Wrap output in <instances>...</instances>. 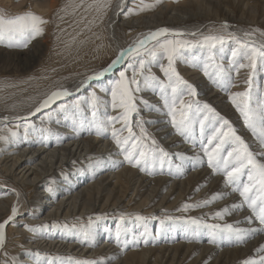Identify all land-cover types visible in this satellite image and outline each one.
I'll list each match as a JSON object with an SVG mask.
<instances>
[{
	"label": "bare ground",
	"instance_id": "obj_1",
	"mask_svg": "<svg viewBox=\"0 0 264 264\" xmlns=\"http://www.w3.org/2000/svg\"><path fill=\"white\" fill-rule=\"evenodd\" d=\"M22 1L24 0L17 3ZM15 2L16 0H0V7L13 13L12 8L17 4ZM112 2L114 4H111L110 14L108 13L107 31L113 37L115 55L120 49L127 48L140 34L159 28L191 33L200 28L204 30L203 28L212 23L227 21L230 26L228 30L242 37L245 32L242 22L246 25L264 24V0H185L178 3L179 5L167 1L156 3V0H147L141 3L142 7L154 5V10L150 7L134 12L138 14H127L129 9H136L133 8L135 2L131 0H126L123 12L118 8L120 0ZM88 3H91V0L85 1L86 5ZM33 6L37 9L36 3ZM43 11L38 10L41 13ZM67 12L71 14V8ZM74 16L73 19L66 18L65 30L78 29L79 26V32L84 34L88 28L94 31L96 26L98 27L97 20L100 17L92 10L85 12L80 8ZM90 21L93 23H89ZM63 35V31H60V38ZM71 38L67 37L64 43L59 45L62 53L68 51L65 45L71 42ZM255 39L264 40L258 35ZM124 40L127 45L123 44ZM43 43L44 40L40 38L34 40L27 51L40 50ZM75 51L76 47L69 50L66 61L73 57ZM198 52L199 49L194 50V54L199 55ZM225 53V50H222V54ZM191 55L190 52L185 53L188 60L192 58ZM127 63V60L121 61L114 71L79 89L80 82L93 73L80 76L68 74L66 81H58L51 90L47 87L41 89L37 83L35 93V81H40V78H27L25 82L17 85L7 84V87L12 89L0 95V102L5 100L8 105L18 103L20 96H28L26 99L32 102L24 109H7L0 103V135L9 137L7 141L0 140V222L11 215L13 205L18 206L14 222L6 225L7 240L4 249L0 250V264L12 258H15L18 264H77L76 259L90 260L99 255L100 260L96 262L100 264H241L248 258L259 260L260 254L256 250L264 245V233L257 234L245 243L223 239L217 245L208 242V232L205 236L202 235L201 230L205 231L204 225L207 224L239 222V227L249 226L244 222L250 214L246 207L244 210L225 215L222 220L214 218L216 211L240 201L238 193H232L206 207L181 210L186 203L196 204L210 199L215 193L231 190L224 187L223 177L213 175L207 166L199 130L195 133L194 144L185 142L175 134L157 91L145 89L137 95L160 111L148 110L140 99L141 112L132 117L131 124H134L133 127L139 132L137 120L152 121L144 125L151 136L169 153L184 154L186 158L181 159L178 155H173L171 166L165 162L163 169L160 166L151 169V175L124 161L123 154L111 138V128L103 135H97L93 127L78 126L70 119L66 120L63 114L55 113L58 104L66 100L58 101L51 109L45 110L54 113L51 121L42 122L43 112L28 116L46 94L56 88H67L73 95H84L87 89L88 93L95 91L103 101L99 106L98 118L106 120L107 115H118V110L111 108L110 93L101 89L110 88L112 82L118 78L119 71L127 67ZM196 68L181 62L177 64V70L195 87L197 96L225 117L260 158L259 145L243 124L229 99V93L224 94L220 88L211 85L200 67ZM247 69L242 68L237 74L233 67L232 74L236 77L234 84L237 86L233 87L231 92L246 88L248 84L245 81L249 76ZM151 71L164 79L160 68L155 69L152 66ZM262 73L260 76L257 74V77H262ZM127 74L131 75L130 69ZM237 78L240 81H237ZM100 92L102 94L99 95ZM70 97L65 99L69 100ZM4 117L8 119L5 120ZM17 117H27V122L36 126V131L29 130L27 137L21 135L20 130L23 127L17 125H23L25 121L16 119ZM115 127L119 129L122 125L117 123ZM41 128L49 129L51 134L41 133ZM9 129L16 131L17 137H10ZM208 133H211V130L206 135ZM127 134V131L123 132L124 136ZM204 143H207L206 139ZM196 156L202 159L199 162L192 159ZM77 162L79 165H75ZM81 165L85 167H80ZM176 165H181L179 172ZM243 179L246 180V176ZM49 188L52 189L51 192L48 191ZM110 211L122 212L128 219L100 218L91 223L88 220L94 236L92 244L87 242L81 230L85 226L79 227L78 231L69 225V222H72L70 220L76 217H92L94 214ZM170 213L174 215L166 220L160 219ZM137 215L149 219L137 220ZM192 217L200 219L201 224H188L187 220ZM62 222L67 223V226L60 224ZM24 225L36 228V232L28 231ZM41 225L44 227L41 228ZM118 226L122 232L126 229L120 244L115 240ZM173 227L178 228V231H174ZM191 235L203 238L205 243L192 242L189 238ZM35 253L39 255H34Z\"/></svg>",
	"mask_w": 264,
	"mask_h": 264
},
{
	"label": "snow or ice",
	"instance_id": "obj_2",
	"mask_svg": "<svg viewBox=\"0 0 264 264\" xmlns=\"http://www.w3.org/2000/svg\"><path fill=\"white\" fill-rule=\"evenodd\" d=\"M161 0H156L160 3ZM112 0H91V3L85 4V0H69V3L61 9L67 12L71 8V14H75L80 8L85 12L92 10L102 19L111 7ZM126 0H120L118 8L121 12L124 11ZM154 5H143L139 10L153 7ZM127 14L134 13L129 9ZM64 19L63 16L60 17ZM83 19V18H82ZM48 20L31 11H26L22 14L9 16L0 11V42H7L8 46L27 47L28 44L38 36L43 35L45 25ZM89 23H93L90 21ZM229 24L227 21L220 25L219 30L209 31L207 34L202 32L184 33L173 31L168 28H159L155 31L142 33L127 47L118 51L115 59L103 69L96 71L90 76H87L80 82L79 87H85L93 80H100L105 74L116 69L121 61L127 60V67L119 71V76L115 79L110 88H102V91L109 92L111 96V108L114 111L118 110V115H109L106 120H100L97 116L99 106L103 103L95 91H92L89 97L84 98L91 108L92 120L90 125L95 129L97 135H103L111 128V138L117 145L118 149L123 154L124 161L133 167L140 168L141 171L153 174L151 168H154L159 163L163 169L165 162L171 166V156L178 155L179 158L185 159L184 154H171L163 146H161L155 138L144 127L145 123L152 121L137 120L136 126L139 128L137 135L130 126L131 117L133 114L139 115L137 106V93L151 89L158 90V95L162 101L163 108L166 109V114L170 118L169 123L175 134L182 137L185 142L195 143V133L199 129L202 152L207 157V166L212 170L213 175H221L225 188L230 189V192H218L213 194L210 199H206L196 204H184L182 211H188L191 208L206 207L208 204L224 199L232 193H238L240 201L214 213V218L223 219L225 215L235 211L244 210L245 207L249 211V215L245 218V223L249 226L246 228L239 227L237 224L219 223L204 225L208 229L209 243H216L218 240L228 239L236 243H245L247 240L254 238L257 234L264 233V100L253 101L250 94L251 76L245 81L249 85L244 91L231 92L230 89L237 85L233 82L231 75L233 67L239 74L242 68L255 69L257 64L264 65V40L257 41L255 34L259 33L260 37H264V31L260 29H252L245 31L243 36H238L234 32L228 31ZM61 31H64L61 29ZM188 35L196 37V39H183L181 37ZM226 40L234 41L237 44L232 52L233 60L229 67L216 61V51L218 45H223ZM85 41H80L83 44ZM77 43L76 37L71 38V42L65 45L66 48H71ZM193 47H201L207 50V56L204 58L202 71L203 74L222 91L229 93V99L236 111L242 118L243 124L251 133L255 142L260 148V158L254 152L250 145L237 134V130L232 124L218 113L211 105L206 102H201L195 99L197 92L195 87L185 80L176 68L178 60L187 62L185 53ZM241 59H246L247 64L240 63L237 56ZM167 63H163L164 60ZM157 64L160 71L163 73L164 79L158 77L151 71V65ZM193 66H199V58L193 62ZM131 70V75L127 73ZM211 69V70H210ZM73 93L67 88H56L38 103L34 111L29 112L28 116H34L37 113H44L41 117L43 121H51L54 113L45 111L51 109L58 101H63L65 98L72 96ZM188 96L189 99H185ZM81 99H76L69 103H59L55 109V113L63 114L64 118L69 119V113L72 112L73 117L75 112L79 111ZM141 102L148 110L160 111L159 108L149 105L148 101L141 98ZM5 120L8 117H4ZM16 119L24 120L23 125L17 127L24 128L25 137L29 130L36 131V126L27 122V117H17ZM59 122V120H57ZM121 123L122 127L117 129L115 125ZM211 130V135L206 133ZM127 131V136L123 132ZM10 137H17L18 133L9 129ZM41 133H50L49 129L41 128ZM47 139V136L44 137ZM8 136L0 135V140L7 141ZM207 141L205 144L204 141ZM228 145V148H225ZM192 159L199 162L202 157L196 156ZM179 172L181 165H176ZM246 176V180L243 179ZM198 190V189H197ZM52 191L51 188L48 189ZM19 196V193H17ZM18 214V206L13 205L11 215L0 222V250H3L6 245V225L14 222ZM101 217H97L100 219ZM121 220L124 215H121ZM137 220H147L148 217L136 216ZM91 220V218H89ZM187 223L190 225L201 224V220L195 217L189 218ZM253 224L258 225L252 227ZM24 227L35 233L36 228L29 225ZM41 228L44 225L40 226ZM82 232L89 244H92L94 236H92L91 226L82 227ZM126 233L118 226L115 232V240L117 244L121 243L122 235ZM147 229H145V234ZM259 260L254 261L248 258L241 264H264V245H261L257 250ZM34 255H39L35 253ZM4 264H18L15 258L6 260ZM77 264H100L96 261H78Z\"/></svg>",
	"mask_w": 264,
	"mask_h": 264
},
{
	"label": "rangeland",
	"instance_id": "obj_3",
	"mask_svg": "<svg viewBox=\"0 0 264 264\" xmlns=\"http://www.w3.org/2000/svg\"><path fill=\"white\" fill-rule=\"evenodd\" d=\"M18 1L19 0H16L15 3H17ZM131 1L135 2L133 5V8L135 7L136 9H134L133 12H138V11H140L138 9H140L142 7L141 3L146 2L147 0H131ZM161 1H164V2L167 1V2H171V3L173 2L174 5H177L178 3L180 4V2H185V0H161ZM29 2H31V3H29ZM76 2H78V0H76ZM35 3L37 6L36 7L37 9H34L33 5ZM68 3H69V0H24L22 2L17 3L12 8L13 13H11L10 10L7 8L0 7V11L8 14L9 16H14L17 14H22L26 11L33 10V13L38 14V15L42 16L44 19L49 21V23L44 26L45 31H44L43 35L38 36L35 39H33L32 42H30L27 47L8 46L7 42H0V95L5 93L8 89H10V90L12 89L10 87H7V84L17 85L20 82H22V83L25 82L27 78L32 79V78H36V77L40 78V81H38V80L35 81L33 93H35V91H36V84L37 83H39V88L42 89V88L47 87L51 90L58 81L59 82L60 81H62V82L66 81V79H68V77H69L68 76L66 78V76L68 74L69 75L71 74V76H77V75L80 76L81 74L82 75L88 74L90 72L94 73L96 71L103 69L104 67H107L111 63L110 61H112L113 58L116 57L115 46L113 45L114 44L113 37H112L111 33H109V31H107V22H108L109 14H110L109 10L111 8L108 9L106 15H103L102 19L99 18L97 20L98 27L96 26L94 31L92 28H88L87 33L82 34L79 32V26H78V29L70 28V29L65 30L67 28V25L65 22L66 18H68V17L70 19L75 18V16L73 14H70L69 12L61 11V9H63ZM112 4H114V2H112ZM39 9H42L44 11L42 13L38 12ZM151 9L154 10L153 7H151ZM61 16L64 17L63 20L60 19ZM221 24L222 23H220V22H215V23H212L210 26L203 28L204 30H202V28H200L199 30H197L195 32H202L204 34H207L210 30L211 31L219 30ZM241 25L243 26L244 31H251L252 29H260L261 31H264V24L263 23H259L258 25H248V24L246 25L245 22H242ZM61 29L65 30V31H63V34H64L63 37L60 38ZM230 32H232V31H230ZM256 35L259 36V33H256L255 36ZM67 37H76L77 43L75 45H73L71 48H67L68 51L62 53L60 51L59 45H62ZM39 38L44 40L43 46L40 48V50H36L35 52L30 51V50L27 51L28 47H30L33 44L34 40L37 41ZM181 38H183V39H196V37H191L188 35H185ZM262 38H264V37H262ZM80 41H85V42L83 44H81ZM99 42H101V43H99ZM123 44L127 45L126 40L123 41ZM79 45L80 46L82 45V47L80 48ZM75 47H76V51L74 52L75 54L73 55V57L70 60L66 61V57L69 53V50H71ZM237 47H238L237 44L231 40H226L222 46L218 45L217 46L218 50L216 51V61L218 63L223 64L226 68L229 67L231 64V61L233 60V57H232L233 51L232 50L234 48H237ZM196 49H199V52H198L199 55L197 53L194 54V50H196ZM24 50H26V51H24ZM222 50H225V52L226 53L228 52V53L227 54L225 53L223 55ZM186 52L192 53V55H191L192 58L190 60L187 59V62L178 60L176 63V68H177V64L181 62V63H184L188 66L193 67V68L200 67L199 69L202 70L204 58L207 56V50L204 48H201V47H193V48L187 50ZM196 58H199V66L194 67L193 62ZM236 59L239 60L240 63L247 64V60L241 59L239 57V55L237 56ZM227 61H229V63ZM163 63L166 64L167 60L165 59L163 61ZM226 63H228V65H226ZM152 66L155 69L159 68V66L155 63L153 65H151V68H152ZM82 69H83V72H82ZM92 71H94V72H92ZM260 71H262L263 73ZM153 73H155V72H153ZM202 73H203V71H202ZM261 73H262V77H260V78L257 77V74L260 76ZM231 75L233 77V82H235L236 77L232 73H231ZM248 75L251 76L250 94L253 97V101L255 102L256 100H264V79H263L264 78V65L258 63L254 70L249 69ZM249 76H248V79H249ZM158 77H160V76H158ZM236 80L240 81L239 78H237ZM210 84L214 85L211 81H210ZM248 87H249V85L246 86V88H248ZM217 88H219V87H217ZM246 88H243V89L245 90ZM243 89H242V91H244ZM88 91H89V89H87V91H86L87 93H85L84 95H78V93H76V94L72 95L69 98V100L65 99L66 101L63 103H69L70 104L72 101H74L76 99H81L82 102L80 104L79 111L75 112L74 117L72 115V112H70L69 113V119L78 126L84 125L85 127H91L92 128V126L90 125V121L92 120L91 108H90L89 104L87 102H85V99H84V98L89 97L90 93L92 92L91 91L90 93H88ZM157 92H158V90H157ZM223 93L228 94L225 91H223ZM100 94H102V93L100 92L99 95ZM26 98H29V97L26 96L24 98V97L20 96L18 99L19 102L18 103L15 102L16 104L12 103L13 105L12 104L8 105L7 101H5V100L3 102H0V103H1L2 107H6L7 109L8 108L10 109L11 107L12 108L22 107L24 109V108L29 107L32 104V102ZM198 98H199L198 96L195 97V99H198ZM140 99H141L140 96L137 95L138 109L140 106V102H139ZM185 99H189V97L185 96ZM198 100H200L201 102H205V100H203L201 98H199ZM83 104L85 106V109H83L84 108ZM98 111H99V109H98ZM98 111H97V116H99ZM140 112L141 111L139 109V114H140ZM134 115H136V114H133L132 117ZM107 116H109V115H107ZM132 117H131V121H132ZM133 126H134V124L133 125L131 124L133 131L138 135L139 132L136 131ZM197 130H199V129L197 128ZM20 133H21V135L25 136L23 128L20 130ZM207 135H211V133H208ZM226 146H228V145H225V147ZM75 165H79V163L77 162ZM159 166H160L159 163H157L155 167H159ZM80 167H85V165H81ZM154 168H151V169H154ZM175 212L176 211H174V213ZM174 213H172V214L170 213L169 215H167L165 217H161L160 219L166 220V218L173 216ZM122 214L124 215L123 220H127L128 218H127L126 214H124L122 212L118 213L115 211H110L108 213L104 212V213L94 214L92 217H89L88 215H84V216H79V218L76 217L72 220L69 219L70 221H72V222H69V225H71V227L74 229L77 228V230L80 231L79 227L89 225L87 222L89 220V218H91V220H89L90 223L91 222H97L99 220V219H97V217L110 218L112 220H118V219L121 220L120 217ZM86 216H87V218H85ZM60 224L67 226V223H65V222H62ZM204 228H205L206 232L201 230L203 236H205L208 232V229L206 227H204ZM173 230L178 231V228L173 227ZM180 230H181V228L179 229V231ZM189 238H191L193 240L192 242H195V243H205V240L203 238H200L199 236L191 235ZM220 242H221V240H218L216 243H214V245H217ZM100 257H101V255L95 257L94 259H90V260L83 258V259H81V261H85V260H87V261H99ZM76 261L78 262L79 259H76Z\"/></svg>",
	"mask_w": 264,
	"mask_h": 264
}]
</instances>
